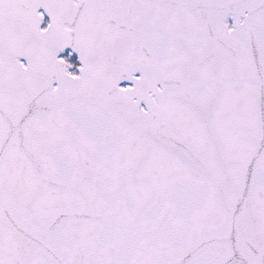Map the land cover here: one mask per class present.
Wrapping results in <instances>:
<instances>
[{"label":"snow or ice","instance_id":"6c2138e0","mask_svg":"<svg viewBox=\"0 0 264 264\" xmlns=\"http://www.w3.org/2000/svg\"><path fill=\"white\" fill-rule=\"evenodd\" d=\"M0 264H264V0H0Z\"/></svg>","mask_w":264,"mask_h":264}]
</instances>
